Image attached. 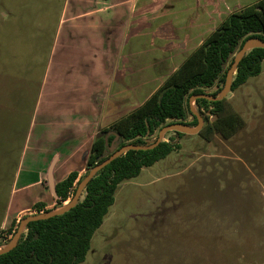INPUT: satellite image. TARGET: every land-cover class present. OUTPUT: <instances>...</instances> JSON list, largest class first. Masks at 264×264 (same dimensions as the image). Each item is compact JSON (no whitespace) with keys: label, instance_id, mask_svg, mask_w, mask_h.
Wrapping results in <instances>:
<instances>
[{"label":"rangeland","instance_id":"rangeland-1","mask_svg":"<svg viewBox=\"0 0 264 264\" xmlns=\"http://www.w3.org/2000/svg\"><path fill=\"white\" fill-rule=\"evenodd\" d=\"M259 1L136 0L137 11L151 6L148 22L131 27L134 33L127 34L120 54L134 51L138 64L146 66L166 60L159 72L165 81L226 15ZM128 7L94 19L97 26L103 18L111 27L113 45ZM86 9L80 0H0V131L6 143L0 152V218L47 76L54 32L64 15ZM164 81L146 86L136 105ZM222 87L216 83L203 92ZM191 106L200 114L195 102ZM224 107L243 120L242 128L227 140L218 134L205 140L199 134L166 133L162 141L175 150L118 186L81 264H264V60L258 76L226 95ZM180 123L196 126L187 106ZM158 132L144 139L145 145Z\"/></svg>","mask_w":264,"mask_h":264},{"label":"trees","instance_id":"trees-1","mask_svg":"<svg viewBox=\"0 0 264 264\" xmlns=\"http://www.w3.org/2000/svg\"><path fill=\"white\" fill-rule=\"evenodd\" d=\"M251 38L264 41V0L229 14L144 103L110 129L99 131L86 157L85 174L109 156L104 140L107 132L114 131L119 136V148L127 144L145 145L144 139L159 131L166 121L180 123L185 117L186 106L189 108V98L204 94L203 88L224 84L234 55ZM263 60L264 49L248 51L233 76L231 91L258 76ZM220 90L210 95L217 96ZM195 103L205 123L198 134L205 140L214 134L227 140L244 124L238 115L225 113L224 99L215 102L198 99ZM202 111H207L214 120L209 122V116ZM192 118L196 125V118L193 115ZM112 140L113 136H109L108 144ZM174 150L172 144L162 141L153 150L127 151L116 158L88 183L74 208L50 219L29 223L17 246L0 255V264H81L93 234L113 205L118 186L137 177L143 168L165 159ZM83 176L78 177L72 172L54 186V209L70 201ZM47 212L50 210L42 203L33 207L34 215ZM24 217L15 219L8 229L0 231V247L11 240Z\"/></svg>","mask_w":264,"mask_h":264},{"label":"crops","instance_id":"crops-1","mask_svg":"<svg viewBox=\"0 0 264 264\" xmlns=\"http://www.w3.org/2000/svg\"><path fill=\"white\" fill-rule=\"evenodd\" d=\"M109 1L106 4L105 0H80L86 11L64 15L58 23L48 53L47 76L21 146L11 196L0 218V231L8 229L15 219L34 215L33 207L38 203L44 204L46 210H57L49 171L54 186L72 172L83 176L97 133L110 129L144 103L152 92L138 106L136 100L146 86L164 81L159 72L166 60L156 59L146 66L138 64L134 51L120 54L124 41L134 33L133 30L131 35V27L148 22L146 14H150L151 6L144 4L137 11L136 0ZM124 5L129 6L125 26L117 32L119 40L113 45L109 43L113 36L111 27L104 25L103 18H99V26L93 22L99 14ZM119 14L118 10L117 19ZM106 47H112L111 51ZM51 65L54 70L50 76ZM4 139L0 131V152L6 146Z\"/></svg>","mask_w":264,"mask_h":264},{"label":"water","instance_id":"water-1","mask_svg":"<svg viewBox=\"0 0 264 264\" xmlns=\"http://www.w3.org/2000/svg\"><path fill=\"white\" fill-rule=\"evenodd\" d=\"M257 48L264 49V41L263 40H260L258 38H251V39H247L243 43L241 48L237 51V53L233 57V62L226 72L223 87L217 96H212V95H208V94H197V95H193L189 98V101H188L189 110H190L191 114L197 120V124L195 127L191 128V127L187 126L186 124H182V123H171V124L163 126L159 130V132L157 134V138L155 139V141L152 144H149V145L127 144V145H124L120 148H119V144H120L119 136L114 131L107 132V134L104 137V140H105V146H107V151L109 153V156L106 159H104L102 162L96 164L93 168H91L83 176V178L77 184L75 193L72 196V198L70 199V201L65 206H63L62 208H59L57 210L50 211V212L43 213V214L30 215V216H26V217L22 218L20 220L18 227H17L13 237L11 238V240L6 245L2 246V249H0V255H3V254L10 252L11 250H13L17 246L19 239L25 230V227L29 223L50 219L52 217L62 215L63 213H66L69 210H71L72 208H74L76 206V204L81 200L86 186L96 176V174L99 171H101L105 166H107L109 163H111L113 160L120 157L121 155H123L127 151L153 150L162 142L163 136L168 132L174 131V132L187 134V135L198 134L203 127V118L201 117V115L199 113H197L193 110V108L191 106L192 102H195L198 99H203V100H206L209 102L221 101L222 99H224L226 97V95L231 91L232 79H233V76L237 70V67H238L241 59L243 58V56L248 51H250L252 49H257ZM109 136H113V140L110 142V144H108ZM48 181H49L50 189H51V191L55 197L54 185H53V181L51 178V170L49 171V174H48Z\"/></svg>","mask_w":264,"mask_h":264},{"label":"flooded vegetation","instance_id":"flooded-vegetation-1","mask_svg":"<svg viewBox=\"0 0 264 264\" xmlns=\"http://www.w3.org/2000/svg\"><path fill=\"white\" fill-rule=\"evenodd\" d=\"M109 154V153H108Z\"/></svg>","mask_w":264,"mask_h":264}]
</instances>
